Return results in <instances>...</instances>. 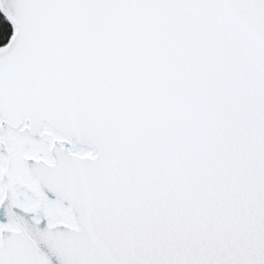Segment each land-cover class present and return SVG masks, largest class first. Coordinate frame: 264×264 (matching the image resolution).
Returning <instances> with one entry per match:
<instances>
[{
	"label": "snow or ice",
	"instance_id": "obj_1",
	"mask_svg": "<svg viewBox=\"0 0 264 264\" xmlns=\"http://www.w3.org/2000/svg\"><path fill=\"white\" fill-rule=\"evenodd\" d=\"M0 264H264V0H0Z\"/></svg>",
	"mask_w": 264,
	"mask_h": 264
}]
</instances>
